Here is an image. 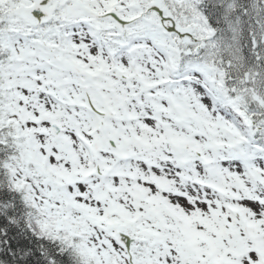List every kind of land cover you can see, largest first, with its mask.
I'll use <instances>...</instances> for the list:
<instances>
[{"label": "snow or ice", "instance_id": "snow-or-ice-1", "mask_svg": "<svg viewBox=\"0 0 264 264\" xmlns=\"http://www.w3.org/2000/svg\"><path fill=\"white\" fill-rule=\"evenodd\" d=\"M0 264H264V0H0Z\"/></svg>", "mask_w": 264, "mask_h": 264}]
</instances>
